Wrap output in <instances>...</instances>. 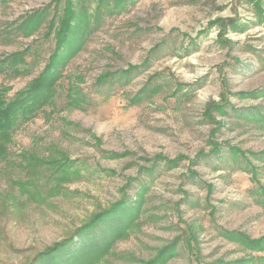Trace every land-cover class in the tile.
<instances>
[{
    "label": "rangeland",
    "instance_id": "1",
    "mask_svg": "<svg viewBox=\"0 0 264 264\" xmlns=\"http://www.w3.org/2000/svg\"><path fill=\"white\" fill-rule=\"evenodd\" d=\"M66 3L0 0V93L50 62L61 74L0 151V264L27 263L143 183L139 217L97 264H264L233 238L264 239V0H129L75 44L73 27L50 29Z\"/></svg>",
    "mask_w": 264,
    "mask_h": 264
},
{
    "label": "trees",
    "instance_id": "2",
    "mask_svg": "<svg viewBox=\"0 0 264 264\" xmlns=\"http://www.w3.org/2000/svg\"><path fill=\"white\" fill-rule=\"evenodd\" d=\"M79 1L81 3L78 6L75 0H67L65 9H62L63 14L60 17L59 25H56L59 13L57 11L50 21V29L51 31L53 29H58V37L66 38L68 34L64 36L65 30L73 27L77 35L71 44H75L82 38V35L80 36L78 33L83 32V25L91 20L90 17H95L99 21L105 12L113 13L117 8H122L129 0H98L97 13L95 14H91L88 11L84 1ZM37 13H39V22L36 26H38L49 14L45 10H40ZM26 21L23 24H26ZM55 54L54 52L51 57ZM12 56L13 57L10 59H13L14 64L16 62L19 64L18 62L23 58L18 52ZM1 63L2 62H0V64ZM7 63L10 66L11 62L7 61ZM58 64H60V61L56 65ZM56 65H53L51 62L47 64L43 73L34 79L27 89L15 95L13 98L6 97L3 92L0 93L1 152L7 149L8 143L12 140L14 128L19 125L21 121L32 116L37 107L43 102H46L45 100L50 96L49 93L53 92L54 86L57 84L59 76L61 75L55 74L54 68L57 67ZM130 73L131 71H128V73L122 72L118 76V79L124 78L125 81H128ZM143 92L145 91L141 90V94ZM258 95L259 93L253 96ZM253 110L254 109H252V111L250 110L247 116L259 120L260 109H257V111ZM62 163L63 165L70 164L71 161L66 160ZM145 187L144 183L139 186L137 191L138 198L136 201L122 199L112 207L93 214L86 223L80 226L69 237L55 242L43 251H39L27 263L17 264H97L111 251L112 243L127 233L133 222L139 217L138 215L142 210L143 200L145 199ZM233 238L253 250L259 251L264 248V239L258 242L250 241L243 238L240 234H233ZM157 263L158 260L156 259L151 264Z\"/></svg>",
    "mask_w": 264,
    "mask_h": 264
}]
</instances>
